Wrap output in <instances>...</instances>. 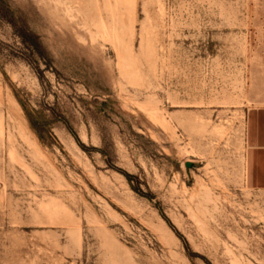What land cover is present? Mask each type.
<instances>
[{
    "label": "rangeland",
    "instance_id": "374dc122",
    "mask_svg": "<svg viewBox=\"0 0 264 264\" xmlns=\"http://www.w3.org/2000/svg\"><path fill=\"white\" fill-rule=\"evenodd\" d=\"M259 108L264 0H0V264H264Z\"/></svg>",
    "mask_w": 264,
    "mask_h": 264
},
{
    "label": "crops",
    "instance_id": "0c3cea01",
    "mask_svg": "<svg viewBox=\"0 0 264 264\" xmlns=\"http://www.w3.org/2000/svg\"><path fill=\"white\" fill-rule=\"evenodd\" d=\"M248 144V186L255 190L264 191V108H259L250 114Z\"/></svg>",
    "mask_w": 264,
    "mask_h": 264
},
{
    "label": "trees",
    "instance_id": "16d2710c",
    "mask_svg": "<svg viewBox=\"0 0 264 264\" xmlns=\"http://www.w3.org/2000/svg\"><path fill=\"white\" fill-rule=\"evenodd\" d=\"M29 114V113H28ZM37 114V113H36ZM29 116V121H30V123H31V126L35 129L36 127V122H35V119H34V117L32 116V115H28ZM49 124H52V123H49Z\"/></svg>",
    "mask_w": 264,
    "mask_h": 264
}]
</instances>
